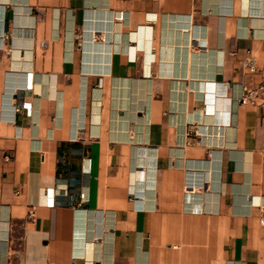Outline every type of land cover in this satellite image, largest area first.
Masks as SVG:
<instances>
[{
    "label": "crops",
    "instance_id": "obj_1",
    "mask_svg": "<svg viewBox=\"0 0 264 264\" xmlns=\"http://www.w3.org/2000/svg\"><path fill=\"white\" fill-rule=\"evenodd\" d=\"M263 65L264 0H0V264H264Z\"/></svg>",
    "mask_w": 264,
    "mask_h": 264
},
{
    "label": "built area",
    "instance_id": "obj_2",
    "mask_svg": "<svg viewBox=\"0 0 264 264\" xmlns=\"http://www.w3.org/2000/svg\"><path fill=\"white\" fill-rule=\"evenodd\" d=\"M244 63L245 66L249 69V71L253 72L255 70V61L252 57H248ZM263 69H264V65H263ZM263 91H264V81L260 82L255 87L243 86L239 100L240 102H248L253 104L260 97ZM259 211L261 217L264 218V204L259 206Z\"/></svg>",
    "mask_w": 264,
    "mask_h": 264
}]
</instances>
